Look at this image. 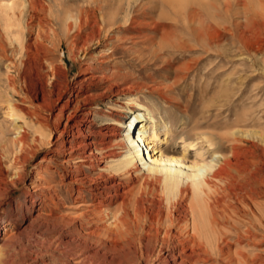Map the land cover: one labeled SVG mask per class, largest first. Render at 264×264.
<instances>
[{
  "label": "rangeland",
  "instance_id": "1",
  "mask_svg": "<svg viewBox=\"0 0 264 264\" xmlns=\"http://www.w3.org/2000/svg\"><path fill=\"white\" fill-rule=\"evenodd\" d=\"M89 1L94 2L42 0L48 10L37 16L43 21L39 29L45 48L38 47L41 57H30L25 64L21 63L24 49L20 50L18 42L31 45L35 29L28 34L26 11L19 13L21 8L10 4H26V0H0V163L9 176L0 191V254L7 264H92L95 255L96 261L102 258L105 248L95 243L92 233H100L110 220L98 216L101 205L94 199L93 189L116 174V162L104 160L98 164L105 169L82 171L78 166L89 162L72 159V150L89 153L91 146L81 150L76 146L100 139L97 131L109 127L125 130L134 117L124 108L127 98L149 106L158 124L169 122L176 128L166 139L163 129L149 132L144 154L148 151L151 159L183 155L185 161H201L200 154L206 150L207 161L214 150L225 154L228 142L219 137L230 132L238 118L243 130L264 133L263 11L245 9L241 0L229 13L220 11L217 18L213 10L217 0H96L103 3L104 13H115V21L102 31L100 42L89 44L92 70L86 74L70 54V38L65 33L66 21H72L68 14L75 13L78 6L85 9ZM183 11L199 15L214 30L218 43L203 48L188 38L182 15L176 16ZM132 17L141 23L139 31L106 32L128 24ZM159 20L173 24L165 27L173 47L164 51H158L156 44L161 30L149 31ZM145 36L148 38L142 41ZM112 44L114 54L107 57ZM24 72L26 80L21 77ZM88 75L113 79L97 89L88 86L84 93L92 102L81 103L80 113L60 132L66 120L57 126L56 114L66 97H72L76 80ZM107 86H112L109 91ZM41 87L48 93L45 99L39 95ZM68 90L71 94H66ZM168 101L175 106L169 107ZM183 106L186 114L179 110ZM165 114L174 117L167 119ZM44 119L48 126L43 125ZM17 134L23 138L22 144L14 142ZM210 138H215L216 147L208 146ZM4 144L5 150L1 149ZM135 162L142 161L136 157ZM261 169L264 172V162ZM99 172L104 175L98 181L92 179ZM159 188L161 192V185ZM110 203L108 210L114 207ZM86 215L96 223L88 225ZM156 250L158 247L142 262L133 255L122 258L120 264H158Z\"/></svg>",
  "mask_w": 264,
  "mask_h": 264
},
{
  "label": "bare ground",
  "instance_id": "2",
  "mask_svg": "<svg viewBox=\"0 0 264 264\" xmlns=\"http://www.w3.org/2000/svg\"><path fill=\"white\" fill-rule=\"evenodd\" d=\"M101 1L104 3L106 0ZM240 1L217 0L216 6L213 5L215 16L218 18L220 11L229 13L231 7ZM242 1H244L245 9L250 7L254 12H264L263 0ZM102 2L97 3L94 0V5L87 2L88 4L86 3L87 5L83 7L85 9L78 6L75 13L68 14L67 18L72 20L71 23L66 21L65 37L67 40L70 38V54L77 58L82 71L86 74L92 70L88 62V54L91 51L89 44L93 41L100 42L102 31L112 26L115 21V13L106 14L102 11L104 8ZM10 6L21 8L19 13L26 11L30 22L37 20L36 24L33 23L35 25H30V22L27 24L28 34L31 29H35L33 43L26 46L22 41L18 42L20 50L24 49L21 63L26 64L30 57L34 59L41 57L38 47L45 48L39 29L43 21L37 15L46 14L48 7L42 0H26V4L18 2ZM99 13H101L100 17L97 15ZM181 15L189 32L188 38L193 39L197 45L206 48L218 43V39L212 32L213 29L210 30L203 23V19L198 17L199 15L192 11L176 12L177 17ZM139 25L141 23L132 17L128 24L116 26L106 32L132 33L139 31ZM147 25L150 26V24ZM168 26L172 27L173 24L159 20L157 24L149 28L151 32L161 30L156 41L158 51L173 47L170 44L171 34L165 30ZM113 38L115 37H112V40ZM147 38L145 36L142 41ZM113 47L112 44L111 51L106 53L107 57L114 54ZM116 64L113 62L112 67ZM116 75L118 74L114 75L115 78ZM106 76L102 78L97 75H88L76 80L72 94L69 90L66 93L71 94L72 97L67 95L68 97L61 104L60 113L56 114L57 126L60 122L62 123L61 120H66L60 127V132L68 127L70 118L73 120L80 113L81 103L92 102L91 98L89 99L84 93L88 86L97 89L113 79L110 75ZM21 77L26 80V72ZM111 87L108 89L107 86L106 89L109 91ZM46 94L48 93L41 87L39 90L41 98L45 99ZM161 97L164 98V96ZM124 104V108L134 116L126 124L125 130L116 131L114 127H109L101 133L97 131L101 135L100 139H90L86 144L78 143L76 146V150L91 146L89 153L80 155L79 151L72 150L74 154H78L72 153V159L78 158L81 162H89L78 166V169L82 171L90 168L105 169L98 164L104 160L110 159L116 162L114 168L116 174H112L103 183H98L93 189L94 199L101 205L98 209L101 215L98 216L104 215L110 222L107 227L101 228L100 233H92V236H96L95 243L105 248L102 258L96 261L97 255H95L92 264H120L122 258H131L133 255H137L138 261L142 262L145 257L150 258L148 253L156 247L158 250H156L155 258L159 261L158 264L163 261L168 264H264L262 248L264 245V179L261 169V164L264 162V133L243 130V121L238 118L230 126L231 131L219 137L228 142L229 146L225 154L214 150L210 156L208 155L207 161L203 154L209 153L206 150L200 154L201 161H185L183 155L171 157L157 155L151 159L148 151L147 155L144 154V151L148 150L149 132L156 131L158 128L163 129V134L166 136L164 139H166L173 134L172 129L176 128L169 122L158 124L149 106L128 98ZM167 105L175 106L170 101ZM136 106L138 108H135ZM179 110L182 114L187 112L184 106ZM173 117L165 114L167 119ZM115 121L122 123L116 119ZM43 125H49L46 119ZM93 133L95 132L91 134ZM14 142L22 144L21 135L17 134ZM216 145L218 144L215 138H210L208 146L214 148ZM1 149L5 150V144ZM136 157H140L142 161L139 165L135 162ZM97 174L92 178L95 181L104 175L100 172ZM8 178L0 163V191L3 190V185ZM160 185L161 192L158 191ZM110 202H114L112 210L107 209ZM155 206L157 209H154ZM84 218L88 225L96 223L87 215ZM5 229L6 227H3V230ZM160 233L163 234L161 239L158 237ZM3 257L0 254V264H7V260ZM117 258L120 260L116 261Z\"/></svg>",
  "mask_w": 264,
  "mask_h": 264
}]
</instances>
